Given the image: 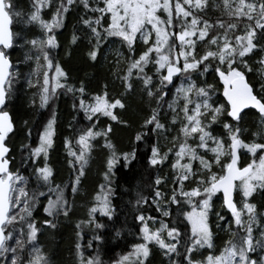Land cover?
Segmentation results:
<instances>
[{
    "label": "snow or ice",
    "instance_id": "1",
    "mask_svg": "<svg viewBox=\"0 0 264 264\" xmlns=\"http://www.w3.org/2000/svg\"><path fill=\"white\" fill-rule=\"evenodd\" d=\"M222 5L227 20L212 21L206 18L209 0H32V10L23 22L37 25L43 33L38 39L24 38L29 46L25 59L34 64L30 75L35 77L27 84L37 89L32 106L38 97L39 108H48L59 89L74 96L79 93L78 111L87 123L76 133L75 148L65 140L71 173L67 183L53 187L48 161L57 132L56 115L51 113L38 144L23 146L28 151L25 160L30 162L25 167H32L36 181L30 189L29 176L12 168L15 157L9 142L15 128L6 110L20 74L9 50L20 46V35L12 26L22 13L14 9L13 0H0V264H52L40 247V234L45 227L55 228L57 217L70 218L74 199L70 201L66 192L73 198L80 194L96 148L105 156L104 183L87 207V219L75 225V251L78 264H104L100 247L107 244L109 222L114 227L117 217L114 178L121 170H132L142 145L150 153L149 167L157 172L170 167L171 190H164L169 181L158 176L151 203L137 193V239L115 264H151L152 246L168 264H264V212L254 199L257 193L264 196V82L257 92L247 78L254 71L252 59L264 77V0H222ZM73 6L84 10L81 21L90 33L89 60L96 62L106 44L118 41L126 46L127 70L117 75L123 89L119 97L110 95L105 84L102 92L86 101L83 82L78 87L70 84L68 73L52 56L60 47L56 30L64 26ZM46 8L53 9L50 20L43 18ZM76 41L74 35L72 43ZM210 71L223 85L226 103L213 101L217 88L206 79ZM137 87L146 97L149 112L132 148L118 150L112 142L113 124L96 129L101 117L128 127L121 119L128 107L122 97L134 94ZM73 108L77 110L75 104ZM246 109H254L259 120L250 142L244 138L248 129L242 127L250 115ZM31 133L28 128L29 139ZM161 137L168 142L164 149ZM247 157L251 161L244 166L241 161ZM41 185L48 191H42ZM40 197H46V203ZM217 199L220 209L214 210ZM41 204L46 217L42 226L33 216ZM152 205L162 217H170L169 206L176 205V223L159 220L157 227V218L146 215ZM85 227L92 232L87 247L95 255L86 256L81 250ZM220 233L226 234L222 246L217 244ZM115 236L121 237V232L115 231Z\"/></svg>",
    "mask_w": 264,
    "mask_h": 264
},
{
    "label": "trees",
    "instance_id": "2",
    "mask_svg": "<svg viewBox=\"0 0 264 264\" xmlns=\"http://www.w3.org/2000/svg\"><path fill=\"white\" fill-rule=\"evenodd\" d=\"M32 0H13L14 9L22 13L21 17L14 18L13 31L19 33L20 39L18 44L20 46L15 47L9 51L12 52L11 59L14 65H18L20 69L19 79L13 83V91L9 96L6 110L9 112L15 131L11 134L10 146L12 148V155L15 160L12 164L13 170L19 169L21 174L29 176V188L36 187V181L33 175L32 167H25L30 162L25 160L28 156V151L23 148L25 144H31L33 146L38 144V136L42 132L47 120L51 118V113L54 111L56 115V137L53 149L49 155V165L53 169V187L57 184L63 185L69 180L71 168L68 161L72 159L68 156L67 149L65 148V140L68 139L73 148L76 147L75 139L78 130L82 129L84 124L87 123L84 119L83 112L78 111L79 107V93L75 96L72 93H65L63 89L58 90L57 97L50 103L46 109L39 108V98H36L35 107L33 104V94L37 91L35 88H29L27 80L32 77L31 70L34 67L32 61L26 60L25 57L29 53V46H25L21 43V37L24 35V29L22 27V16L27 14L28 4ZM219 4L217 8L215 5ZM53 9L46 8L43 12L46 18ZM29 12V11H28ZM206 18H211L215 21L217 18L227 20V15L223 11L222 0H209V6L206 10ZM84 15L82 7L73 6L70 12L67 14L64 20V26L56 30V35L60 47L52 51V56L55 61L58 62L61 67L68 73L69 83L75 86H79L83 82L86 90L84 99L88 101L91 96L102 92L104 85L107 84L108 91L112 96H120L122 92L121 81L117 79V75H123L127 70V59L129 54L127 49L124 51L126 54L125 62L115 63L112 57H105L104 50L108 44L104 45L101 50V56L96 62H92L88 58V50L90 48L89 38L90 33L86 29L81 21V16ZM90 15V14H89ZM46 16V17H45ZM28 37L30 39L38 38L43 35L41 29L32 26L28 27ZM77 37L75 44L72 43L73 36ZM264 55V54H262ZM259 56L256 57L258 59ZM254 71L248 73V80L255 86L257 92L260 91L261 83L264 82V77L259 72V66L255 63V59L250 60ZM115 73V75H114ZM54 75V73H50ZM202 80L204 78H201ZM207 81L214 84L217 91L213 95L214 101L217 104L225 103L222 91L223 85L217 83L218 77L214 76L210 71L206 77ZM127 104V110L122 112L121 119L128 122V127L117 125L107 118L101 117V123L96 130H100L107 126L108 123L113 124L112 142L116 145L118 150H130L133 146L134 136L140 130V125L144 119V116L149 112V108L146 104V97L140 92L139 88H136L134 94H129L122 97ZM76 105L77 110H74L73 105ZM119 111V110H117ZM250 115L245 118L242 127L247 128L248 132H245L244 138L250 142V133L255 131L258 124V114L253 110H248ZM25 121L28 122L27 127ZM28 128L32 129L31 138H28ZM102 143V141H101ZM155 143V139L153 140ZM168 142L162 137L160 138V146L162 149L166 148ZM106 151V150H105ZM150 153L147 146H140L138 153V160L134 161V167L131 171L121 170L114 178L116 194L113 197V203L117 208V217L115 218L114 227L113 222H109V227L106 232L107 244L100 247V258L104 264H115V261L120 258L121 255H126L132 250V242L137 239V222L134 220L136 215L135 202L137 200V193H142L148 197L149 203H151V197L153 195V185L155 179L159 176L162 179L169 181L168 187L165 191L171 190V170L169 166H164L159 172L147 165L146 157ZM105 159L104 154L99 148H96L93 152V160L91 161L88 169V174L84 178L80 187V194L75 198L71 197L70 193L66 192L70 201L74 199L73 211L70 213V218H65L62 215L55 219V228H43L39 244L42 249L47 253L52 264H78V257L75 251V244L78 240L76 236L75 225L81 219H87V207L92 201L93 196L98 191L99 184L103 183V161ZM23 161V163H22ZM42 161H37L41 163ZM241 164L246 166L244 160ZM41 190L47 192V187L41 185ZM53 193L49 192L48 196ZM41 201L46 203V197H40ZM255 202L258 205V209L263 211L264 209V196L255 194ZM147 207V206H145ZM187 207V205H183ZM176 205H170L171 211L170 217H162L155 211V205L147 208L146 215H152L157 218V227L159 226V220H164L165 223L175 224L177 221ZM220 209V201L217 199L216 208ZM143 211V209H141ZM33 216L38 225H43V221L46 218L43 212V204L38 205L33 213ZM52 220V217H47ZM103 219V218H102ZM182 219V217H180ZM214 224L215 217H212ZM179 227L183 229L184 224H180ZM121 232V237L115 236V231ZM83 239L79 242L82 245V251L87 256L89 252L95 255L96 252L93 249L87 247L88 241L92 239V232L85 227L81 233ZM110 236V238H109ZM225 233H220L217 238L218 246L222 245L223 239L226 237ZM183 248L180 251L183 252ZM151 264H168L167 259L161 254V251L152 246V255L149 257Z\"/></svg>",
    "mask_w": 264,
    "mask_h": 264
},
{
    "label": "rangeland",
    "instance_id": "3",
    "mask_svg": "<svg viewBox=\"0 0 264 264\" xmlns=\"http://www.w3.org/2000/svg\"><path fill=\"white\" fill-rule=\"evenodd\" d=\"M30 2V4H28V11L30 12L31 10H32V2L31 1H29ZM57 2H59V0H57ZM45 10V9H44ZM27 11V14H25V15H23L22 16V20L24 21V20H26L27 19V16H28V14H29V12ZM44 12V11H43ZM52 13V12H51ZM51 13L50 14H47L48 16L46 17V18H44V19H46V20H50L51 19ZM46 14V13H45ZM45 14H43V17H44V15ZM29 26H32V27H35V28H39L37 25H26L24 22H23V25H22V27L24 28V29H26V30H24V35H23V37H21V43H23L24 44V38L26 37V38H28V39H30L29 37H28V27ZM40 29V28H39ZM38 38H40V37H38ZM37 38V39H38ZM26 46V45H25ZM127 48H126V46L125 47H121V45H120V43L117 41L115 44H108V46H106V48H105V50H104V56L107 58V57H112L113 59L112 60H114L115 61V63H117V60L119 59L120 60V62H125V50H126ZM29 79H32V77L31 78H29ZM223 96V95H222ZM213 101H214V99H213ZM43 131V130H42ZM249 142V141H248ZM244 161L246 162V163H248V162H250L251 161V157H247V159H244ZM103 183H104V181H103ZM50 197H52L53 199L55 198V195H54V193L53 194H51V195H49ZM237 200H239L240 199V197H239V195H237L236 197H235ZM261 212H264V209H263V211H261ZM226 237V236H225ZM222 246V245H221ZM41 247V246H40ZM42 248V247H41Z\"/></svg>",
    "mask_w": 264,
    "mask_h": 264
},
{
    "label": "water",
    "instance_id": "4",
    "mask_svg": "<svg viewBox=\"0 0 264 264\" xmlns=\"http://www.w3.org/2000/svg\"><path fill=\"white\" fill-rule=\"evenodd\" d=\"M223 99H224V101H225V103H226V100H225V98L223 97ZM248 110H253V111H255L254 109H246L245 111H248ZM12 134V133H11ZM11 134H10V136H11Z\"/></svg>",
    "mask_w": 264,
    "mask_h": 264
}]
</instances>
